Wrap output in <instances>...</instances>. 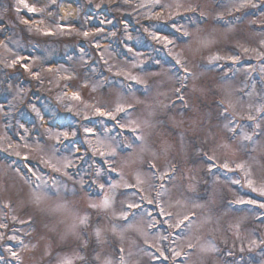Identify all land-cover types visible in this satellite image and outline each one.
I'll use <instances>...</instances> for the list:
<instances>
[{
    "label": "rangeland",
    "instance_id": "1",
    "mask_svg": "<svg viewBox=\"0 0 264 264\" xmlns=\"http://www.w3.org/2000/svg\"><path fill=\"white\" fill-rule=\"evenodd\" d=\"M0 22V264H264V0H0Z\"/></svg>",
    "mask_w": 264,
    "mask_h": 264
},
{
    "label": "snow or ice",
    "instance_id": "2",
    "mask_svg": "<svg viewBox=\"0 0 264 264\" xmlns=\"http://www.w3.org/2000/svg\"><path fill=\"white\" fill-rule=\"evenodd\" d=\"M26 7H27V6H26ZM30 10H31V9H30ZM109 22L111 23V21H109ZM99 23H100V24H104L105 21H104L103 19H100V20H99ZM60 30H61V31H64V30H66V29L60 26ZM103 30H104L103 28H99V29H98V31H103ZM145 31H147V32L149 33V35H151L152 38H153L154 40H156V41H163V43H164L165 45H170V44L172 43V40H171L167 35H161V34H159V33H160L159 29H156L155 31H151L149 28H146ZM44 34H45V35H51L52 33H51V32H45ZM82 34H83V36H84L85 38H87L88 35H89L88 31H86V30L83 31ZM93 46L96 47V48H99V47H100V42H99V40L95 41V42L93 43ZM128 50H131V49H128ZM81 51L83 52L84 49L81 48ZM24 59H28V57H20V58H18V61H17V62H21V63H22V61H23ZM177 62H179V61H177ZM22 66L25 68L26 71L28 70V66H27L26 64H23V63H22ZM66 78H67V77H66ZM133 79H135V77H134ZM72 98H73V99H80V97H79L78 95H76V94H74ZM118 110H119V109H118ZM96 112H97V115H102V116H105V117H108V118H114V117L111 116L110 113L104 112V111H102L101 109H97ZM74 134H75V133H74ZM85 134H86V135H92L93 133H92V130H91L90 128H87V127H86V128H85ZM59 135H63V136L65 137V139H67L69 134H68L67 131H63V132H61V133L58 134L57 139H59ZM73 143H75V141H74ZM96 150H97V149H94V151H96ZM102 154H103V153H102ZM25 159H27V158L25 157ZM69 163H70V162H69ZM225 167H227V165H225ZM129 207H135V205H131V204H130ZM10 239H12V237H10ZM8 251L11 252V255H12L13 258L16 257V255H17L16 252L12 251L10 248L8 249Z\"/></svg>",
    "mask_w": 264,
    "mask_h": 264
},
{
    "label": "trees",
    "instance_id": "3",
    "mask_svg": "<svg viewBox=\"0 0 264 264\" xmlns=\"http://www.w3.org/2000/svg\"><path fill=\"white\" fill-rule=\"evenodd\" d=\"M250 195H251V198H254V199L258 198L252 193H250ZM259 200L264 201V199H259ZM259 213H263V212L259 211ZM261 216L264 217V215H261ZM257 237L260 240L259 250L261 253H264V240L261 236L259 237V235Z\"/></svg>",
    "mask_w": 264,
    "mask_h": 264
}]
</instances>
